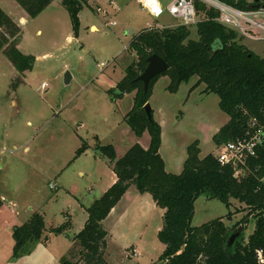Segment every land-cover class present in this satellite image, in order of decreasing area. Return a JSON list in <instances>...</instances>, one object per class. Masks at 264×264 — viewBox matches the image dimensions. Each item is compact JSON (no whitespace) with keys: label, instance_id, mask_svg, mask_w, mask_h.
Returning <instances> with one entry per match:
<instances>
[{"label":"rangeland","instance_id":"1","mask_svg":"<svg viewBox=\"0 0 264 264\" xmlns=\"http://www.w3.org/2000/svg\"><path fill=\"white\" fill-rule=\"evenodd\" d=\"M160 1L164 6L167 0ZM178 24L166 11L153 17L136 0H83L77 34L61 0H53L26 24L19 23L17 48L34 61L32 68L19 73L0 51V264H61L63 257L76 259L79 246L74 235L83 225L86 207L111 184L112 163L100 146L112 145L119 157L132 144L144 146L150 138L148 130L137 137L124 120L134 92L114 95L126 67L137 59L130 41L146 27ZM189 28L196 39L195 25ZM241 42L264 54V40L242 37ZM196 80L192 76L170 92L168 75H161L148 101L161 127L160 154L173 173L180 171L186 146L194 140L201 155L215 154L212 135L229 119L218 106V96L206 92L204 83L190 90ZM82 143L86 149L76 155ZM34 212L42 215L46 232L67 221V213L71 225L46 243L26 240L15 251L12 228ZM160 212L150 205L117 226L105 224L115 238L106 239L104 258L110 264H149L162 251L157 237ZM249 213L236 199L226 206L200 195L191 224L221 218L234 227L245 220L239 226L245 224L241 232L246 240L254 228Z\"/></svg>","mask_w":264,"mask_h":264},{"label":"trees","instance_id":"2","mask_svg":"<svg viewBox=\"0 0 264 264\" xmlns=\"http://www.w3.org/2000/svg\"><path fill=\"white\" fill-rule=\"evenodd\" d=\"M31 18L37 16L53 0H15ZM83 0H61L72 21V29L77 34L79 12ZM238 8L248 9L253 2L246 0H224ZM263 3V2H262ZM198 21L195 25L197 38H191L189 26H152L138 32L129 47L137 59L125 69L124 76L116 83L115 96L134 92L133 103L124 120L130 130L140 137L148 130V147L134 143L119 157L112 145L100 146L103 155L112 163L116 180L90 205L86 207L87 217L82 228L74 235L79 249L75 260L63 257L61 264H108L104 258L107 245V230L102 221L124 195L130 185L141 192H147L155 205L164 209L162 225L157 232L158 240L164 245L157 260L151 264H264V186L258 177L264 172V149L251 159V168L259 166L256 173L235 178L228 165H221L214 153L200 157L198 140L186 146V158L179 173L165 169L159 152L161 127L154 119H148L144 104L149 101L152 86L161 75H168L166 89L177 91L183 81L196 76L194 89L205 84L206 92L215 93L219 108L228 115V121L212 135L218 147L242 134L247 123L256 118L262 121L264 112V54L259 55L241 42L242 36L215 20L217 12L199 1L195 2ZM20 27L0 7V51L6 55L19 73L32 68L34 57L23 54L17 48ZM163 58L168 68L152 78L148 88L143 89L137 80L145 68L146 59L151 54ZM86 149L82 143L76 155ZM215 198L226 206L236 199L249 208L254 219V228L244 239L239 233L231 243L230 235L237 225L228 227L221 218L194 226L191 224L194 202L198 196ZM230 214H227V217ZM245 225V224H244ZM242 225L243 229L245 228ZM67 220L50 229L53 234L66 231ZM45 224L42 215L34 212L19 225L12 228L15 251L26 240L34 241L42 237ZM261 252L260 260L258 251Z\"/></svg>","mask_w":264,"mask_h":264},{"label":"built area","instance_id":"3","mask_svg":"<svg viewBox=\"0 0 264 264\" xmlns=\"http://www.w3.org/2000/svg\"><path fill=\"white\" fill-rule=\"evenodd\" d=\"M196 1L214 9L217 12L215 20L233 29L238 35L254 40H264V7L261 5L243 9L224 0H168L163 6L160 0H136L141 8L153 17H159L166 11L187 26L198 21ZM262 118V121L256 118L250 120L242 134L217 147L215 155L218 162L221 165L230 166L235 178H241L259 170V166L251 168L249 162L258 156L260 149H264V112ZM258 181L264 186V172L258 177ZM50 186H53V182H50ZM258 256L262 261L260 250Z\"/></svg>","mask_w":264,"mask_h":264},{"label":"crops","instance_id":"4","mask_svg":"<svg viewBox=\"0 0 264 264\" xmlns=\"http://www.w3.org/2000/svg\"><path fill=\"white\" fill-rule=\"evenodd\" d=\"M168 2V0L165 2V4ZM164 4V5H165ZM0 7L13 19V21H15L17 23V25L19 26L20 24H26L27 23V19L31 18L29 17L24 11L23 9L19 6V4L15 1V0H0ZM20 27V26H19ZM91 27H95V26H91ZM154 85V84H153ZM168 85V83L166 84V86ZM155 119V118H154ZM156 120V119H155ZM157 121V120H156ZM158 122V121H157ZM219 129V127H217L214 131V133ZM149 141L146 145H141L144 148L148 147ZM201 150V148H200ZM159 152H160V148H159ZM207 153H204L203 155H201V151H200V157H203L204 155H206ZM186 158V156H185ZM184 162V161H183ZM182 162V165H183ZM165 163V161H164ZM165 169L168 171V169L166 168V164H165ZM182 169V166H181ZM180 169V171H181ZM170 172L172 170H169ZM180 171H178L177 173H179ZM112 176L110 178V182L109 183H113L116 180V175L114 174V172L112 171ZM110 184V185H111ZM109 185V184H108ZM109 185V186H110ZM108 186V187H109ZM105 191V190H104ZM103 191V192H104ZM102 192V193H103ZM131 199L132 203L131 204H124L123 201L127 200L129 201ZM129 205V206H128ZM151 207H156L155 202L153 201V199L151 198V195L147 192L141 193L139 192L134 185H130L128 187V189L126 190V192L124 193V195L121 197V199L117 202V204L110 210L109 214L106 216V218L102 221L103 226L105 227V224L109 223L110 225H114L117 226L119 223L126 221L127 217L131 216H140L141 213L144 212V210L150 206ZM158 207V206H157ZM160 213H162L161 215H163L164 209L160 208ZM67 218L70 221V215L69 213ZM30 217V216H29ZM87 217V214H86ZM86 219V218H85ZM85 221V220H84ZM84 224V222H83ZM71 225V223H70ZM162 225V223H161ZM83 226V225H82ZM46 227V226H45ZM161 227V226H160ZM82 228V227H81ZM106 229V228H105ZM158 229H160L158 227ZM107 230V229H106ZM46 237V240L43 243H46L47 241H49L50 236L54 235L51 232H46L44 230L43 233ZM109 236H112L113 238H115V236H113V233L109 232V230H107V238ZM134 244V243H132ZM135 245V244H134ZM136 251L137 250V246L135 247ZM164 248V245L162 244V250ZM162 252V251H161ZM160 252V253H161ZM159 253V254H160ZM159 256V255H158ZM158 256L155 259H151L149 264H151L153 261L157 260ZM107 261V260H106ZM108 262V261H107ZM108 264H110V262H108Z\"/></svg>","mask_w":264,"mask_h":264},{"label":"water","instance_id":"5","mask_svg":"<svg viewBox=\"0 0 264 264\" xmlns=\"http://www.w3.org/2000/svg\"><path fill=\"white\" fill-rule=\"evenodd\" d=\"M260 5L264 7V2L260 3V2H258V0H254L252 7H259ZM146 62H147V64H146L145 68L139 73V75L136 78L137 80L142 81L144 90H146L148 88L149 82L152 78H154L157 75H159L160 73L166 71L168 68L167 62L155 53L149 55L146 59ZM69 79H70V75L68 74V72H66V74L64 75V82L68 83ZM144 110L147 114L148 119H151L152 118V109H151L149 102H146L144 104ZM236 229L237 230L230 235L228 243H231L234 240V238L239 235V233H242L241 232V230H242L241 226L237 227ZM164 264H169V263L165 262Z\"/></svg>","mask_w":264,"mask_h":264},{"label":"flooded vegetation","instance_id":"6","mask_svg":"<svg viewBox=\"0 0 264 264\" xmlns=\"http://www.w3.org/2000/svg\"><path fill=\"white\" fill-rule=\"evenodd\" d=\"M254 3V2H253Z\"/></svg>","mask_w":264,"mask_h":264}]
</instances>
